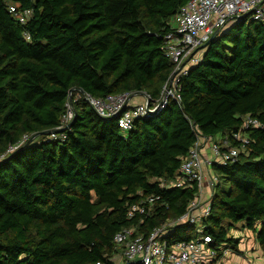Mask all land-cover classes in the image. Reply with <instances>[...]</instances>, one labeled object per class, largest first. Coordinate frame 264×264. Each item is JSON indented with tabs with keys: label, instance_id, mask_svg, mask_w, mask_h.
<instances>
[{
	"label": "trees",
	"instance_id": "16d2710c",
	"mask_svg": "<svg viewBox=\"0 0 264 264\" xmlns=\"http://www.w3.org/2000/svg\"><path fill=\"white\" fill-rule=\"evenodd\" d=\"M187 1L0 0V264H116L118 231L146 237L196 196L195 182L164 189L158 181L176 175L196 140L192 127L202 137L230 135L246 115L263 128L246 131L250 143L236 161L213 163L220 182L201 234L181 223L166 239L208 236L221 257L239 252L228 231L241 223L264 253V23L225 25L180 78V102L127 131L83 97L158 99L174 67L163 37ZM10 6L30 11L25 23ZM69 102L65 137L29 142L58 127ZM149 195L159 196L153 211L129 218V207Z\"/></svg>",
	"mask_w": 264,
	"mask_h": 264
},
{
	"label": "built area",
	"instance_id": "2783aa9c",
	"mask_svg": "<svg viewBox=\"0 0 264 264\" xmlns=\"http://www.w3.org/2000/svg\"><path fill=\"white\" fill-rule=\"evenodd\" d=\"M9 12L21 23H25L30 15V11H18L16 6H10ZM246 17L251 21L264 23V0H188L171 19L170 30L163 37L164 55L174 67L164 82L158 99L153 100L145 93L143 102L131 104L133 97L140 93L130 92L110 94L102 98H94L84 93L83 97L100 117H116L117 126L127 131L135 120L160 111L170 100L179 103V80L199 62L201 55L198 52H203L214 30L222 29L229 22ZM25 37L29 38L26 34ZM66 107V113L56 128L67 126L73 118L72 104L69 102ZM253 128H263V124L250 115L242 118L241 127L237 131L231 132L230 135H219L217 139L202 137L196 127H192L196 140L189 148L176 175L173 179L161 178L158 181L159 186L164 189L182 188L195 182L198 187L196 196L190 200L180 217L155 227L146 237L136 234L135 228H123L118 231L113 237L115 263L220 264L218 252L211 246L208 236L200 235L194 240L179 241L171 245L168 244L166 236L172 227L181 223L196 227V231L201 234V220L210 215L213 190L220 182L219 176L212 170V165H227L236 161L239 152L250 143L246 131ZM64 137L63 132L52 133L47 136V140ZM27 138L28 136L24 135L19 143L9 150L16 149ZM158 199L159 196L149 195L131 205L129 218L150 214Z\"/></svg>",
	"mask_w": 264,
	"mask_h": 264
},
{
	"label": "rangeland",
	"instance_id": "374dc122",
	"mask_svg": "<svg viewBox=\"0 0 264 264\" xmlns=\"http://www.w3.org/2000/svg\"><path fill=\"white\" fill-rule=\"evenodd\" d=\"M198 54L202 55L200 51ZM215 138L217 139V137ZM228 234L237 240L239 252H232L231 249L227 248L224 250L223 256L220 257V264L226 255L228 257L239 256L242 264H264V253L256 242V233L245 229L241 223H237L229 227Z\"/></svg>",
	"mask_w": 264,
	"mask_h": 264
},
{
	"label": "water",
	"instance_id": "95a60500",
	"mask_svg": "<svg viewBox=\"0 0 264 264\" xmlns=\"http://www.w3.org/2000/svg\"><path fill=\"white\" fill-rule=\"evenodd\" d=\"M220 31H221V29H215L214 32L212 33V35L210 36L209 41L212 40L213 38H215V37L219 34ZM207 43H208V42H207ZM207 43H206V44H207ZM206 44H205V45H206ZM140 94L145 95V92H141ZM68 127H69V125L64 126V127H61V128H55V129H50V130H44V131H42V132H37V133H35V134L31 137V139H30L29 142H31V140H33L34 138H36V137H38V136H41V135H45V136H46V135H50V134H52V133H56V134H58V133H62V132H64Z\"/></svg>",
	"mask_w": 264,
	"mask_h": 264
},
{
	"label": "crops",
	"instance_id": "0c3cea01",
	"mask_svg": "<svg viewBox=\"0 0 264 264\" xmlns=\"http://www.w3.org/2000/svg\"><path fill=\"white\" fill-rule=\"evenodd\" d=\"M144 96L142 94L133 97L131 104L143 102ZM241 250V248L239 247ZM242 260L239 256L228 257L227 255L223 258L222 264H242Z\"/></svg>",
	"mask_w": 264,
	"mask_h": 264
}]
</instances>
